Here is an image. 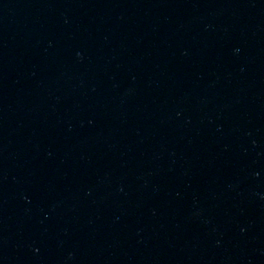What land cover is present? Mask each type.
Segmentation results:
<instances>
[{"label":"water","instance_id":"water-1","mask_svg":"<svg viewBox=\"0 0 264 264\" xmlns=\"http://www.w3.org/2000/svg\"><path fill=\"white\" fill-rule=\"evenodd\" d=\"M264 98V0H0V264H183Z\"/></svg>","mask_w":264,"mask_h":264}]
</instances>
